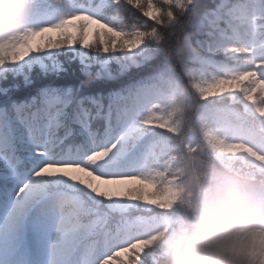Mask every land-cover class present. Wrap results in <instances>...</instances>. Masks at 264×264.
<instances>
[{
	"label": "snow or ice",
	"instance_id": "6c2138e0",
	"mask_svg": "<svg viewBox=\"0 0 264 264\" xmlns=\"http://www.w3.org/2000/svg\"><path fill=\"white\" fill-rule=\"evenodd\" d=\"M209 151L264 165V0H33L0 37V264H155Z\"/></svg>",
	"mask_w": 264,
	"mask_h": 264
},
{
	"label": "clouds",
	"instance_id": "9594fccd",
	"mask_svg": "<svg viewBox=\"0 0 264 264\" xmlns=\"http://www.w3.org/2000/svg\"><path fill=\"white\" fill-rule=\"evenodd\" d=\"M33 0H0V37L22 30ZM181 208L157 229L155 264H260L253 233L264 229V165L205 152L185 167Z\"/></svg>",
	"mask_w": 264,
	"mask_h": 264
}]
</instances>
